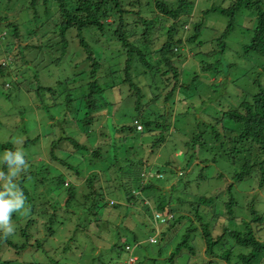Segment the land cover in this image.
<instances>
[{
  "label": "trees",
  "instance_id": "trees-1",
  "mask_svg": "<svg viewBox=\"0 0 264 264\" xmlns=\"http://www.w3.org/2000/svg\"><path fill=\"white\" fill-rule=\"evenodd\" d=\"M18 1L20 0H0V26L4 30L0 33V39L2 37L7 39L4 49L3 47L0 49L4 54L0 59V75L9 73L8 70L11 68L9 61L25 62V54L28 51L35 53L34 56L37 57V51H42L43 47L48 52L57 53L52 61L60 62L66 53V34L70 29L76 32L78 44L83 49L89 68L85 92L76 96L70 88H66L68 91L63 97V103L68 113H71L58 121L61 133H55L56 136L50 141L47 160L37 162V173L28 170L27 175L21 180L36 174L33 189L41 185L44 187V192L32 196L31 190L19 181L27 199V214L23 217L16 215L13 217L14 222L19 225L14 239L0 240V264H66L48 255V250L45 248L48 236L55 235L57 226L63 225L65 221L71 222L73 218L76 219L74 228L80 225L79 222L89 227L90 223H84L87 219L88 222L95 221V225L100 227L101 211L108 207H119V198H122L123 204H126L125 218L136 209L131 207V204L139 205L142 211L136 210L140 217L139 221L136 219L134 225L136 231L127 228L125 229L128 231L127 234L122 233L117 226L114 232L115 240L111 245L112 250L116 251L115 257L119 258L122 251L129 252L128 255L131 256L135 255L133 250H127L132 244L127 235L129 233L133 243L136 244L139 229L144 232L146 228L151 233L149 242L159 244L160 240H151V236L157 232L164 242L163 247L159 246L155 257L147 255V250L140 249L141 258L133 264H178L176 257L184 247L187 248L188 254L184 253L187 260L183 264H264V201L259 199L255 207L253 201L256 196H254L248 206H242L234 193L236 184L241 182L242 186L249 187L257 177L259 187H264V87L248 97H243L238 104H230L224 109L220 106L214 107L213 112L205 113L208 119L201 114L189 112V106L181 112H186L188 117L193 115L191 131L190 133L186 131L182 141L184 167L176 169V175L180 176L178 181L185 175L184 171L191 174L189 178L182 180L184 192H190L188 199L181 200L180 196L174 195V191L179 190V187L176 188L177 181L170 184L169 194H164L165 184L157 182L164 179L162 173L155 168L152 170L147 158L137 156L135 150L131 152L133 143L130 140L133 131L143 132V129H146L154 132L149 153L156 154L172 132L181 133L177 121L174 120L176 109H171L168 103L176 106L184 99L179 96L180 91L189 89L193 83L192 78L188 83L182 80V66L188 54L196 52L197 45H203L200 34L210 13L218 12L226 18V25L217 42L220 48L224 46L228 34L234 30L235 18L239 15L245 16L241 12H248L246 26L251 35L244 47V54L264 57V0H232L226 6L204 5L205 0H200L201 5L197 4V0H23V3L17 6ZM15 9L20 15L24 10H28V16L22 17L23 21H19L18 18L9 19L6 12ZM154 17L159 21L162 19L170 23L158 26V23L153 24ZM184 24L187 25L186 28ZM84 30L88 31L87 34L91 36L95 46L84 37ZM154 32H159L163 37L160 45L155 49L151 48L154 40L149 39L150 34ZM106 36L110 42L108 45H116L120 50L118 56L123 55L116 63L122 74L120 79L121 82L128 84L130 93L135 96L133 109L136 114L132 117V123L121 124L114 128L115 134H121L119 138L122 137L118 146H115L116 139L113 141L109 135H103L105 125L102 121V124L97 126L104 105L113 107L116 104L113 101L103 100L105 86L110 85L103 83L102 86L100 83L105 76L100 71L105 68L103 61L107 59L102 45ZM150 51L153 52L152 55L156 54V58H151L152 55L148 54ZM211 52L220 54V50L216 49ZM112 58L114 56L110 57ZM201 62L200 70L214 74L219 72L216 68L219 60ZM15 71L17 73L18 70ZM114 72V69L109 70V73ZM147 74L152 75L150 79ZM33 78L37 81L36 74ZM195 78L196 75L193 80H198V76ZM144 81L146 84L141 88L143 85L141 82ZM61 84V81L58 82V85ZM8 85L11 87L10 84ZM156 85L164 86L163 94L158 98V100L162 98L163 103L155 107L153 113L147 110L149 108L147 106L143 109L144 104L141 99L145 96L143 93L145 87L150 88L149 92L152 94L150 101L158 97L160 92L153 91V86ZM35 88L41 102L44 96L45 99L47 97L54 99L58 91L55 86L39 85L38 82ZM45 108L48 110V105H45ZM159 109H162L161 112ZM103 111L105 114V109ZM50 118L54 117L50 115ZM190 122L186 121V125L190 126ZM138 125L141 127L137 128ZM67 126L74 127L77 135L65 133ZM86 132L88 142L79 141L78 136ZM217 142L220 145L217 146ZM66 146H69L68 150L65 149ZM2 148L6 150L16 147L6 142ZM112 151L115 154L111 160L109 155ZM64 152L68 154L65 158ZM200 154H205V158L203 156V159L199 160ZM208 155L210 157H207ZM67 156L75 157L76 160H69ZM104 160V168L100 171L92 170ZM79 161H83L91 170L87 176H84V171L79 169ZM220 162L231 166L232 171L228 176L230 180L215 191L208 189L206 193L199 194L196 190L212 179V176L216 179L223 177L224 171L217 168L212 176L207 174L209 167L212 165L216 167ZM166 163L170 165L172 162ZM70 172L75 175V182L66 179L63 175ZM111 172L114 173L113 178L110 177ZM102 175L103 180H101ZM103 181L105 185H102ZM83 185L86 191L82 190ZM111 190L113 194L117 193L120 196L118 198L108 196V199H105V195L111 193ZM63 191L66 197L64 204L60 205L56 198ZM144 193L148 198L154 197V207L142 200ZM170 202L174 204L170 205ZM178 204L188 208L177 207ZM201 204H208L211 210L204 212V208L200 209ZM179 208L187 210L188 214H175ZM237 208L245 209L248 218L243 216L235 218L234 211ZM168 211L171 220H168V226L162 231L156 225L155 215L165 214ZM146 214L151 217L149 223L152 226L144 224L143 219ZM192 216L196 218L198 224L193 221ZM20 218L22 219L19 220ZM41 218L44 220L42 225L48 233L46 237L36 236L34 233L39 231L38 221ZM237 219L244 224L243 229L233 226V222ZM184 222H188V225ZM182 224L186 227L180 242L169 255L163 256L172 236H176L175 231ZM215 225L220 227V232L217 234L212 232L213 229L216 230ZM198 227L201 233L199 235L203 240V253L206 256L202 259L190 256L194 254L197 245L195 242ZM168 231L173 235L167 236ZM122 236L125 240L119 243L117 240ZM70 248V243L66 242L62 251L65 252ZM4 249L12 251L16 258H3L1 251ZM31 249L44 253L46 260H38L33 252L31 253L33 260L20 259L23 253ZM100 261L99 264H105L104 261Z\"/></svg>",
  "mask_w": 264,
  "mask_h": 264
},
{
  "label": "rangeland",
  "instance_id": "rangeland-1",
  "mask_svg": "<svg viewBox=\"0 0 264 264\" xmlns=\"http://www.w3.org/2000/svg\"><path fill=\"white\" fill-rule=\"evenodd\" d=\"M197 1V4L201 5V1ZM231 1L232 0H205L203 4L208 6H210L211 4L226 6ZM22 3L23 0H20L16 5L20 6ZM17 8L19 9V7ZM17 11L18 10L16 9L11 12L7 11L6 14L9 15V19L18 18L19 21H23L22 17H24L25 15L27 17V13H29L28 10H24L20 15ZM241 13H243L245 16L239 15L235 18L234 30L228 34V36L225 38L224 46H221L220 48L218 47L217 42L218 39L221 38V34L226 25V18H224L218 12L210 13L206 17L204 26L202 27L200 34V39L203 42V45H197L195 49L196 52H192L193 55H191L192 53L188 54V56L186 54L187 58L184 61L185 64L182 66V80L185 81V83H188L192 78L193 83L189 89H183L180 91L179 96L183 97L184 99L176 104V106L168 103L171 109H176L174 112V120L177 121V127L180 129L181 133H179L178 131L172 132L166 139V141L159 147L156 154L149 153V145L153 140V137L155 136L154 132L143 129V132L133 131V133L130 135L131 143H133L131 152L135 150L137 152V156L147 158L149 164H151L152 166V170H154L155 168L162 173L164 179L157 180V182L162 185L165 184L164 194L166 195H168L170 192V184L174 183L175 181H177L176 188L179 187V190H175L174 195H178L180 196L181 200H185L188 199V195L190 194V192H184V182H182V180H186L190 177L191 174L187 171H184L183 169L185 175L180 181H178V178L180 176L176 175V169L178 168L179 170L184 167L183 163L185 161V158L183 155L184 148L182 141L185 134L187 132L190 133L193 124V115H189L188 117L186 115V112H181H183L185 108L189 106V112L192 111V113H196V115L201 114L202 117L208 119L205 113L209 114L210 112H213L214 107L220 106L222 109H224L230 104H238V102H240L243 97H248L254 92H257L260 88L264 87V57H259L255 54H249L248 56L244 54V47L250 39L251 32L246 26V17L249 13ZM152 21L154 22L153 24L158 23V26L163 25L164 23L165 25H168L170 23L162 19L159 21L156 17L152 18ZM186 26L187 25H185V28ZM129 28L131 29V27ZM3 31V27L0 26V33ZM87 32V30L83 31L84 37L88 39L89 42H92V46H95L91 39V36L88 35ZM75 34L76 32L74 29H70L67 32L66 53L64 57H62L60 62L52 61V58L55 57L57 53L48 52L45 50L46 48L43 47L42 51H37V57L34 56L35 53L28 51L25 54V62L9 61L8 63H10L11 67L8 70L9 73L7 75H0V151L5 150L4 148H2V145L6 142H10L16 148L22 149L26 153V158L29 161L30 167L28 170H32L33 173H37V162L39 163L41 162V160H47L50 141L56 136L55 133H61L58 121L62 117H68L71 113H68L63 103V97H65L66 92L70 88L76 96H79L86 90L89 66L87 61L85 60L83 49L78 44V40ZM101 38L102 37H100V39ZM149 39L154 40V44L152 43L153 46L151 48L154 47L153 49H155L160 45L163 37L159 34V32H154L150 34ZM5 40L7 39L3 37L0 39V49L2 47L4 49L6 44ZM108 44H110V42L106 36L105 38H103L102 45L105 49V56H107V59L105 61L101 59L104 62L105 68L101 69L100 71L105 76L102 78V82L100 83L102 86H104L103 83L110 85L105 86V90L103 92V100L105 99L113 101L116 104H114L113 107L111 106L112 109L110 106L104 105L106 116L103 111L104 109H102V117L99 119L100 121H98L97 126L99 127L103 122L105 125V127L103 128V131L105 133L102 132L103 135H109L111 137V140L113 141H115L116 139L115 146H118L121 142L122 137L119 138L121 134H115L114 128L116 126H120L121 124L129 125L132 123V117H134V115L136 114L133 109L135 96H132V93H130L131 91L128 84L121 82L120 79V76H122V74L118 70L119 65H117L116 63L122 59L123 55L121 54L120 56H118V52L120 51L118 50L119 47L117 48L116 45L114 46ZM213 49L220 50V54L218 55V53H215L216 51L214 52V54H212L211 50ZM208 51L210 54L209 57L207 56ZM116 54L117 56H115ZM148 54L152 55L153 52L150 51V53ZM103 56L104 55H102V57ZM111 56H114V58L110 59ZM2 57H4V54L0 51V59H2ZM154 57L156 58V54L152 55L151 58ZM216 59L219 60V63H217L216 65V68L219 70V72H215L214 74L213 72L200 70V66L202 64L201 61L213 62ZM113 69L115 70V72L109 73V70ZM15 70H18L17 73ZM35 74L37 75V81H35L33 78ZM195 75L196 78L198 76V80H193ZM151 76L152 75L149 74L148 78ZM60 81L62 82V84L58 85V82ZM4 82H6L5 85ZM36 82H38L39 85L52 87L55 86L58 91L54 99H48V97L47 99H45L46 96H44L41 102V100L37 97L38 93L35 88ZM8 84H10L11 87H9ZM145 84V81L144 83L141 82V88L144 87ZM221 86H223V89H221ZM163 88L164 86L162 85H156V87L153 86L154 92H160L158 97H156L153 101H150L152 98V94H150L149 92L150 88H143L146 89L145 91H143V93H145V96L141 99V102L144 104L143 109H145V107L147 106L149 107L147 110L154 113V111L152 110L163 103L162 98L158 100L161 94H163ZM45 105H48V110L45 108ZM161 110L159 109L160 112ZM50 115L54 118L51 119ZM186 121H191L190 126L186 125ZM65 133H67L68 135H77L75 133L74 127L70 126H67L65 128ZM77 139L81 142H88L87 132L82 134L81 136H78ZM210 143L211 141H209L208 144ZM218 144L219 142H217V146ZM68 148L69 146L65 147V149L67 150ZM214 149L216 150L217 147H215ZM114 154L115 153L112 151L111 155H109V157L111 156V160ZM66 155L68 154L64 152V158ZM119 156H121V154ZM203 156L205 158V154H200L199 160L203 159ZM207 157H210V155H208ZM66 158L69 160H76V158L72 156H67ZM109 161H106V163ZM168 161H171L172 163L169 165L166 163ZM79 164V169L84 171V176H87L91 170H89V167H86L83 161H79ZM104 164L105 160L100 162V164H97V166L94 168L93 165H91V168H93L92 170L100 171L102 168H104ZM216 168L224 171V175L220 179L213 178L212 176ZM212 169L213 171H211ZM152 170L150 169V171ZM58 171L61 172V170ZM194 171H196V166H194ZM231 171V166L226 164L225 162H220L216 167L212 165L207 170V174L211 175L212 179L207 181L205 185H201V187L198 189L199 191H196L199 194H204L208 191V189L209 191H215L216 188L224 186L226 181L230 180L228 176H230ZM178 173L180 174V171H178ZM110 174H112L110 175V177L112 176L111 178H113L114 173L111 172ZM34 175L36 174H33L30 177H27L26 180L21 181L23 185L31 190L30 193H32V196L35 193L44 192V187L41 185H38L37 188L33 189V180L35 178ZM63 175L66 179L69 178L70 180H73V182L76 181L73 172ZM103 178L104 177L102 175L101 180H103ZM257 182L258 177L251 182L249 187L246 185L242 186L241 182L236 184L234 193L242 206H248L250 201L254 199V196H256V199L253 201V206L256 207L257 201L259 199L264 201V187L260 188ZM102 185H105L104 181ZM48 186L50 185L48 184ZM82 190L86 191L85 185L82 186ZM136 191L139 192V190ZM51 194L55 195V193ZM116 194L117 193L113 194V190H111V193L105 195V199H108V196L110 198H118L120 195ZM145 194L146 193L143 194L142 198L144 199L142 200L144 202H148L153 206L155 203L154 197L148 198V196H146ZM65 197L66 194L63 191L58 195L56 201L60 205H63ZM119 202V207H108L104 208V210L101 211L99 216L101 220L100 227H97L95 225V221L91 220L90 222H88L87 219L84 221V223H90L89 227L79 222L80 225L74 228L76 220L75 218H73L71 222L65 221L63 225L57 226L56 234L49 235L48 242L45 245V248H47L48 250V255H51L53 259H59L61 262H65L66 264H99L100 260L104 261L105 264H114L116 262L117 264H129L131 262L129 258L132 257L128 255L130 254L129 252L122 251L119 258L115 257L116 251L114 252V250H112L111 248V245L115 240L114 232L117 229V226H119V230L122 233L128 232L125 231V229L127 228H129L130 230L134 229L136 231L137 229L134 225L136 224V219L137 221H139L140 219V217L136 213V210L137 212H141L142 209L141 207H139V205L131 204L130 206L136 209L135 211L132 210L131 214H127L125 218L124 207H126V204H123L122 198H119ZM173 204L174 202H170V205ZM207 205L201 204L200 209L204 208V212L209 209L211 210V208H209V206ZM179 206H181L182 208H188L181 204L177 205V207ZM176 213L177 215L188 214L187 210L180 208L175 212V214ZM209 215L210 214H208V216ZM234 215L235 218H239L240 216L248 218L247 211L245 209H235ZM16 217L23 216L16 215ZM155 218L157 219L156 225L163 231L168 226V220H171V214L168 211L165 214L155 215ZM21 219L22 218H20L19 220ZM192 219L197 223V220L194 216H192ZM221 220L223 222V219ZM23 221L25 220L23 219ZM23 221L21 223H23ZM43 221V218L39 219L38 221L39 231L38 233L34 232L36 236L46 237V235L48 234L46 232V229L42 225ZM143 221L144 224H150L152 226V224L149 223L151 222V217L149 216V214H146L144 216ZM14 223L17 225V227L19 226L16 222ZM184 224L188 225V222H184ZM186 225H179L178 230L175 231L176 236L168 231L167 236H173L171 241L167 245L165 254H163V256L169 255V253L174 250V248H176L177 244L181 240ZM233 226L239 229L244 228V224L238 219L237 221L233 222ZM215 229L216 230H212L214 234L220 232L219 226L215 225ZM196 233L198 234L195 242L197 243V245L194 254H190V256H193V258L195 257V259H202V257L206 256L203 253V240L199 235L201 234L199 227ZM150 235L151 233L148 232L146 228H144V232L139 229L138 242L134 244L132 238H130V235L128 233V239L132 244L129 247L130 249L127 250H133V253H135L133 257L136 256V261L140 260L141 258L142 254L139 251L140 249H143L145 251L147 250V255L149 254L150 257H155L156 250L159 248V246L163 247L164 242L162 239H160L157 232L154 233V235H152L151 237L154 240H160L159 244L150 243ZM123 240H125L124 236H122V238L117 241L121 243ZM66 242L70 243L71 248L63 252L62 250ZM186 249V247L182 248L180 253L176 257L178 264H183L187 260V257H185L184 255V253L186 252L188 254V251H186ZM27 252L23 253L20 256V259H24L25 261L31 259L33 260V258L31 257V253L33 252L38 260H46L44 253L33 251V249H31L28 253ZM1 255L3 258H16V255L13 254L10 250H2ZM163 256H161V258H163Z\"/></svg>",
  "mask_w": 264,
  "mask_h": 264
},
{
  "label": "clouds",
  "instance_id": "clouds-1",
  "mask_svg": "<svg viewBox=\"0 0 264 264\" xmlns=\"http://www.w3.org/2000/svg\"><path fill=\"white\" fill-rule=\"evenodd\" d=\"M29 167L22 149L0 151V240L14 239L17 225L13 217L27 214V199L19 181L27 175Z\"/></svg>",
  "mask_w": 264,
  "mask_h": 264
},
{
  "label": "built area",
  "instance_id": "built-area-1",
  "mask_svg": "<svg viewBox=\"0 0 264 264\" xmlns=\"http://www.w3.org/2000/svg\"><path fill=\"white\" fill-rule=\"evenodd\" d=\"M139 127V126H138ZM151 240H153L154 241V239H152V237H151ZM131 256V255H130ZM131 258H133V259H131ZM131 258H129V260L131 261L129 264H133L135 261H136V256L135 257H131Z\"/></svg>",
  "mask_w": 264,
  "mask_h": 264
}]
</instances>
